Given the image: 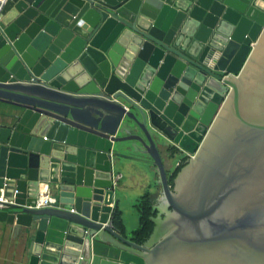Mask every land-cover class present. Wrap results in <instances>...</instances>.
Returning a JSON list of instances; mask_svg holds the SVG:
<instances>
[{"label": "water", "instance_id": "water-1", "mask_svg": "<svg viewBox=\"0 0 264 264\" xmlns=\"http://www.w3.org/2000/svg\"><path fill=\"white\" fill-rule=\"evenodd\" d=\"M0 100L22 264H264V0H5ZM124 157L161 192L144 243L114 222Z\"/></svg>", "mask_w": 264, "mask_h": 264}, {"label": "rangeland", "instance_id": "rangeland-1", "mask_svg": "<svg viewBox=\"0 0 264 264\" xmlns=\"http://www.w3.org/2000/svg\"><path fill=\"white\" fill-rule=\"evenodd\" d=\"M117 148L121 150V152L130 153L133 149L130 148H123V142L117 143ZM126 163V169L122 172L125 175L124 185L127 186L131 182H133L134 179H138L140 181L139 185L136 188H129L127 190H124L123 193L124 201L128 199L126 202V221L131 227H136L139 224V211L134 206L135 200L142 194L146 193L148 190H150L149 182L147 180L144 168L137 162L134 163L131 160L125 159ZM118 172V159L115 162L114 165V173ZM117 188V186H116ZM120 189V187H118ZM117 190V189H116ZM123 189H120V191ZM122 192V191H121ZM124 206V204H123ZM125 226L127 227L126 223L124 222ZM128 227L130 228V226ZM127 227V229H128ZM1 243L6 245V250L9 252L15 254L16 260L19 264H22L26 262L27 260V241L22 236V233L16 236V239H3ZM18 256V258H17ZM15 260V261H16Z\"/></svg>", "mask_w": 264, "mask_h": 264}, {"label": "trees", "instance_id": "trees-1", "mask_svg": "<svg viewBox=\"0 0 264 264\" xmlns=\"http://www.w3.org/2000/svg\"><path fill=\"white\" fill-rule=\"evenodd\" d=\"M170 159L171 156L168 154ZM165 157V160H167ZM174 161L173 169L169 171V183L170 186H174V179L178 171L186 164L184 155L180 156ZM172 161V162H173ZM161 192L154 193L148 190L146 193L140 195L134 203V206L139 211V224L130 230V233L126 232V226L124 224L123 212L118 205H116L113 216L115 225L125 231L129 236L133 237L137 242L144 243V241L151 235L154 230L155 223L153 218L157 216L158 210L156 204L160 197Z\"/></svg>", "mask_w": 264, "mask_h": 264}, {"label": "crops", "instance_id": "crops-1", "mask_svg": "<svg viewBox=\"0 0 264 264\" xmlns=\"http://www.w3.org/2000/svg\"><path fill=\"white\" fill-rule=\"evenodd\" d=\"M19 110L20 108L16 106L15 104L0 100V126L12 121L13 117L19 112ZM124 159H128V158L124 157ZM133 162L137 163L136 161H133ZM117 175H118V172L116 171L114 173V179H116L117 181L116 183L117 190L115 192V198H114L115 201L111 204V206L112 208H115V205L117 204L115 202L118 201V206L123 212L124 221L128 227L129 224L126 221V213H125L126 202L128 201V199L124 201L125 192L123 193V191L129 188H133V187L136 188L139 185L140 181L138 179H134L133 182L125 186L123 183L125 180V175L122 172H119V177H117ZM118 187H120V189H123L121 190L122 192L120 191ZM127 227H126V232L130 233V230L133 227L130 226V228L128 227V229ZM17 235L19 234H17L16 232H13V228L11 226L7 225L6 222L0 220V264H19L17 262V260L19 259L18 256H17L18 259L16 260L15 254L6 250V245L1 243L3 239L15 240Z\"/></svg>", "mask_w": 264, "mask_h": 264}, {"label": "built area", "instance_id": "built-area-1", "mask_svg": "<svg viewBox=\"0 0 264 264\" xmlns=\"http://www.w3.org/2000/svg\"><path fill=\"white\" fill-rule=\"evenodd\" d=\"M5 0H0V13L3 8ZM115 180V185L117 183L116 179ZM17 192V191H16ZM54 201L52 191H51V185L48 182H41L39 186V191H38V198L36 201V206L37 207H44L50 205ZM15 203L14 199L9 200L6 198L3 194V192L0 194V210L6 209L9 207L10 204ZM74 211V209H72Z\"/></svg>", "mask_w": 264, "mask_h": 264}, {"label": "flooded vegetation", "instance_id": "flooded-vegetation-1", "mask_svg": "<svg viewBox=\"0 0 264 264\" xmlns=\"http://www.w3.org/2000/svg\"><path fill=\"white\" fill-rule=\"evenodd\" d=\"M184 157H185V160H186V161L189 159V157H188V156H186V154L184 155Z\"/></svg>", "mask_w": 264, "mask_h": 264}]
</instances>
